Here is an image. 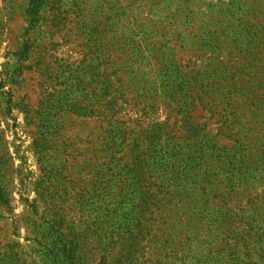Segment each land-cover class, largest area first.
<instances>
[{
  "label": "rangeland",
  "instance_id": "obj_1",
  "mask_svg": "<svg viewBox=\"0 0 264 264\" xmlns=\"http://www.w3.org/2000/svg\"><path fill=\"white\" fill-rule=\"evenodd\" d=\"M40 1L0 0V264H181L158 142L252 161L227 194L205 156L230 239L191 249L264 264V0Z\"/></svg>",
  "mask_w": 264,
  "mask_h": 264
},
{
  "label": "trees",
  "instance_id": "obj_2",
  "mask_svg": "<svg viewBox=\"0 0 264 264\" xmlns=\"http://www.w3.org/2000/svg\"><path fill=\"white\" fill-rule=\"evenodd\" d=\"M28 10L27 15L29 17H35L40 6V0H27ZM177 89H181V84L176 85ZM184 88V87H183ZM177 91V90H175ZM202 137L199 142L196 143L200 146L199 150L205 149V144ZM192 143V144H193ZM179 146L173 143H165L163 146L158 144L150 145L151 154L153 156V165L158 167L162 171V176L158 178L159 184L156 185V200L151 201L152 206L160 205V218L167 221L168 224L167 235L165 236L166 247H169L167 243L171 238L177 239L175 246L178 247V252L181 254L180 263L181 264H217L215 261L218 260L219 249L217 248L213 251V254H207L204 256H199L196 251H192V245L194 242L198 241V235L196 230L200 231L204 226L207 227L206 239L203 241L204 244L209 248L213 246L212 244L218 243V238L221 234L222 238L229 241L230 237L227 233L229 229L227 224L230 223V219L227 214H220L221 212L215 211L208 206L209 196L212 193H205V189L199 187L205 183L208 186V181L215 178L217 171L213 169L208 171L205 163V156L207 159L216 162V165L220 167V176L225 180L227 185L225 186V193H233V182L234 180L243 181L244 175H240V179L234 176L236 171H240V166L247 164L249 169H251L252 161L247 159V157H241L242 151H239L231 159L217 155L214 148H207L205 153H197V157L182 155ZM221 153V151H220ZM212 157V158H211ZM225 158V159H224ZM259 158V157H258ZM158 159L159 161H156ZM218 160V162L216 161ZM264 161V159H262ZM209 162V161H208ZM212 162H209L210 164ZM255 165V164H254ZM256 166V165H255ZM254 171V170H253ZM213 174L210 175V173ZM251 182L255 179L250 178ZM136 189L138 183H135ZM222 187V184H220ZM224 188V187H223ZM135 189V192H136ZM223 194V193H222ZM217 195V191L214 192ZM255 216V211L248 213V220L252 223L255 222L253 217ZM261 223L264 224V213L261 214ZM201 223L203 226L201 227ZM176 230L174 235L171 234L173 230ZM228 229V230H227ZM197 231V232H198ZM257 241L262 245L264 244V229L261 227L256 228ZM172 236V237H171ZM170 245H174L173 241H169ZM241 244V243H240ZM200 245V244H196ZM234 244L228 247L227 255L228 264H249L247 261V252L245 251V245Z\"/></svg>",
  "mask_w": 264,
  "mask_h": 264
}]
</instances>
